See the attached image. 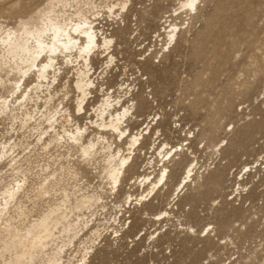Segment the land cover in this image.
Listing matches in <instances>:
<instances>
[{
	"label": "rangeland",
	"instance_id": "obj_1",
	"mask_svg": "<svg viewBox=\"0 0 264 264\" xmlns=\"http://www.w3.org/2000/svg\"><path fill=\"white\" fill-rule=\"evenodd\" d=\"M65 1L0 0V35L78 9L96 14L100 43L112 40L109 52L92 54L84 111L78 68L63 58L49 91L44 84L20 99L24 107L0 110V204L22 187L0 220V264H18V241L64 204L78 236L70 242L52 226L45 248L20 264H50L61 248V264H264V0H200L197 9L185 0H129L125 8L122 0H68L67 9ZM14 79L1 72L0 103L18 99ZM108 95L121 101L118 111L130 107L128 135L143 133L117 184L99 146L86 157L77 145L51 144L53 131L38 122L58 107L61 137L80 127L86 144L104 137L128 156L126 137L97 127ZM84 197L93 201L77 208Z\"/></svg>",
	"mask_w": 264,
	"mask_h": 264
},
{
	"label": "bare ground",
	"instance_id": "obj_2",
	"mask_svg": "<svg viewBox=\"0 0 264 264\" xmlns=\"http://www.w3.org/2000/svg\"><path fill=\"white\" fill-rule=\"evenodd\" d=\"M62 1L63 0H61V2ZM122 1L123 8H125L129 0ZM199 1L200 0H185L183 4L184 7L190 6L195 9ZM63 3L65 9L70 6L68 0ZM72 8L73 7H71V9ZM95 16L96 14L91 13V11L83 12L74 9L72 13L70 10L66 11L63 17L56 15L46 16L40 20L38 25L23 23L18 29H10L1 33L0 74L3 71H6L7 74H15L11 93L13 96L18 95V99L14 104H11L8 98L2 99L0 103V110L2 113H11L14 111L12 107H15L16 104H18L19 108L24 107L25 101H30L32 95L36 94L44 84L46 85V90L49 91L51 86L58 81V77L64 69V64H62L63 67H60L61 64L59 60L61 58H63V60H68L67 65L71 62L75 65L74 67L78 68V81L76 83V88L80 94L78 109L79 111L85 110L84 105L92 94L91 90L95 84L91 77V71L93 69L92 58L94 57L92 54L94 53L95 55L99 51H108V47L112 43V40L108 38H104L103 43L98 41L99 37L97 38L94 33V23L91 22L92 18ZM177 27L178 26H174V30L171 34L174 35L176 33ZM29 75L37 79V81H35L36 84L31 88L30 86H25L26 82L23 84ZM0 82L2 81L0 80ZM23 98H25V101H20V99L22 100ZM120 104V100H113V98L108 95V98L104 99L103 103L97 108L100 122L97 124V127L100 131H110L114 133L118 138L122 139L126 137L125 139L129 142V151L131 152L128 156L121 155L120 151H115L116 149L113 150V146L109 144L106 145V139L104 137H100L97 140H89L86 144L83 140V129L80 127H77L76 130L72 131L70 134L65 132L67 135L65 136L64 134V137H61L60 134L57 133L56 125L60 122L63 109L60 111L58 107H55L56 110L54 112L41 114L38 122L39 124L43 121L48 123V128L53 131L54 135L50 136L51 144H60L61 141H65V143L69 145H77L80 147L82 154L86 157H93L97 153L96 149L99 146V149L105 152L109 158V160H107L108 178L113 181L114 184H117L121 175L125 172L124 169L130 162V157L133 155L132 151L140 143V140H142L140 138L143 135V133L128 135L126 124L131 109L130 107L123 106L121 110L118 111L117 106ZM30 116L31 114H26L27 118ZM71 118V116H68L66 122L68 123ZM46 134H48V131L42 132L40 141H42V136ZM192 173L193 171H191L189 177H191ZM163 180L164 179L160 178L157 182H153V185L156 187L161 184ZM21 189L22 187H18L17 190H11L6 193L5 202L0 204V220L3 217H7L10 213L11 205L16 201ZM92 201V197H84L77 208L81 209L82 206L90 205ZM64 206L66 205L64 204L63 206L51 210L50 214L46 215L42 220L40 219L31 229L26 231L25 237L18 241V246L25 247L24 252L15 257L18 264L22 263L27 258L28 251L39 248L42 250L45 248L44 242L53 237L51 232L52 226H63L64 232L69 235L70 242L78 236L80 225L78 222L73 223L69 221L67 210H63ZM85 225H87V223H85ZM7 251L8 250H6V252ZM62 252L63 250L61 248L56 257L53 260L51 259L52 261L50 264H61Z\"/></svg>",
	"mask_w": 264,
	"mask_h": 264
}]
</instances>
